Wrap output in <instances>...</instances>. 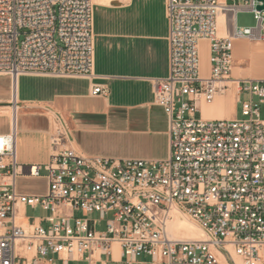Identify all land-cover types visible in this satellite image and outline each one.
Masks as SVG:
<instances>
[{
    "label": "built area",
    "instance_id": "built-area-1",
    "mask_svg": "<svg viewBox=\"0 0 264 264\" xmlns=\"http://www.w3.org/2000/svg\"><path fill=\"white\" fill-rule=\"evenodd\" d=\"M259 5L166 0L168 75L152 80V103L167 118V159L80 155L53 114L49 162L22 166L15 153L18 79L93 78V2L0 0V77L10 78L14 114V126L11 119L0 135V264H264V80L232 77L234 42H264ZM238 11L252 13L256 26L237 29ZM200 42L207 43L206 76ZM231 85L238 102L247 96L241 119L196 117L200 103ZM90 94L106 96V89L93 85ZM24 176L44 177L45 194L17 193ZM27 208L41 215L26 219ZM185 219L206 239L169 231Z\"/></svg>",
    "mask_w": 264,
    "mask_h": 264
},
{
    "label": "crops",
    "instance_id": "crops-1",
    "mask_svg": "<svg viewBox=\"0 0 264 264\" xmlns=\"http://www.w3.org/2000/svg\"><path fill=\"white\" fill-rule=\"evenodd\" d=\"M166 0H95L93 2L94 67L93 78L56 79L24 76L18 79L15 153L22 166H43L50 160L51 116L58 114L66 123L69 147L83 156L110 160H164L169 156L168 122L163 110L153 105L152 80L168 75V22ZM237 41V40H236ZM235 41V42H236ZM234 42V44H235ZM241 54L233 46L236 62H250L249 72H261L257 49L264 42L246 43ZM201 44L199 43V52ZM263 71V70H262ZM242 75V74H241ZM251 80H264L250 75ZM235 79L243 78L232 76ZM250 79V78H247ZM106 89V96H92V86ZM232 97L218 96V103ZM11 86L8 76L0 77V120L10 128ZM212 103V102H211ZM211 103H200L210 106ZM225 110H215L204 119L226 118ZM12 116V118H11ZM42 181L31 192L19 191L18 180ZM16 191L42 195L47 189L44 177H20Z\"/></svg>",
    "mask_w": 264,
    "mask_h": 264
},
{
    "label": "rangeland",
    "instance_id": "rangeland-1",
    "mask_svg": "<svg viewBox=\"0 0 264 264\" xmlns=\"http://www.w3.org/2000/svg\"><path fill=\"white\" fill-rule=\"evenodd\" d=\"M95 0H92L94 2ZM256 26V20L253 17V14L250 12H245V11H238L236 14V27L237 29H243V28H253ZM246 43H251L255 44V42H249L246 40ZM235 48L241 53L244 54L247 51V45L242 42L241 39L237 40L235 42ZM258 56L261 58L259 60V69L261 72L257 74L255 71L249 72L250 70V62H236L238 65V73H241L242 75L239 74H232V76L236 77H242L243 78H250L256 75H262L264 76V50L259 48L257 49ZM199 61H200V69H201V74L203 76H206L208 74V69H209V63H208V50L207 46L205 44H201L200 46V52H199ZM242 70V71H241ZM263 70V71H262ZM247 100L246 95H242L240 97V101L238 102L235 97H233V101L229 98L227 100L226 108L227 112L229 115L226 118H233L236 117L237 119H241V102ZM259 113H260V118L261 120H264V106H260L259 108ZM196 117L199 118H206V116L203 114L201 108H199L198 115ZM8 129V124L4 120H0V131H4ZM40 175L43 176L45 175V172L42 170L40 172ZM43 186L42 181H26V180H18L17 181V187L19 191L23 192H31L32 190L38 189V187ZM41 215V212L39 210H30L29 208L25 209L23 211V216L28 219V218H34V217H39ZM80 214L77 215L79 217ZM89 218H94L93 216H89ZM27 221V220H26ZM98 231L104 230V225L102 224L97 228Z\"/></svg>",
    "mask_w": 264,
    "mask_h": 264
},
{
    "label": "bare ground",
    "instance_id": "bare-ground-1",
    "mask_svg": "<svg viewBox=\"0 0 264 264\" xmlns=\"http://www.w3.org/2000/svg\"><path fill=\"white\" fill-rule=\"evenodd\" d=\"M223 20H224L223 16H220L218 18V26L219 27H222ZM232 74H235V68L232 69ZM238 74L241 75V73H238ZM224 96H228V97H232V98L235 97V89H234V86L233 85H231V90L226 95H224ZM215 99L213 100V102L211 103L210 106L205 105V104H202L201 110H202L203 114L206 117L209 116V115H211L217 109L218 110H223V111L225 110L226 102L225 101H222L221 103H218V100H215ZM8 113H10V110L9 109H6V108L0 109V114H8ZM12 125L14 126V119H12ZM169 231L171 233H174V232L178 233V231H183L185 233L183 235L187 239H190V240L206 239V237L203 235V232L200 231L197 227L193 226L186 219L183 220V221H176L174 224H172L169 227Z\"/></svg>",
    "mask_w": 264,
    "mask_h": 264
},
{
    "label": "water",
    "instance_id": "water-1",
    "mask_svg": "<svg viewBox=\"0 0 264 264\" xmlns=\"http://www.w3.org/2000/svg\"><path fill=\"white\" fill-rule=\"evenodd\" d=\"M261 5L256 7L257 11H263L264 10V0H257Z\"/></svg>",
    "mask_w": 264,
    "mask_h": 264
}]
</instances>
